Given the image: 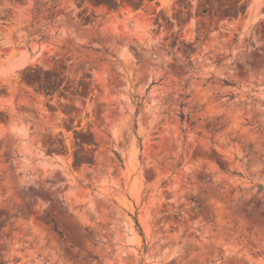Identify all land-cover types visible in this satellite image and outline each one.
<instances>
[{"label": "rangeland", "instance_id": "obj_1", "mask_svg": "<svg viewBox=\"0 0 264 264\" xmlns=\"http://www.w3.org/2000/svg\"><path fill=\"white\" fill-rule=\"evenodd\" d=\"M0 264H264V0H0Z\"/></svg>", "mask_w": 264, "mask_h": 264}, {"label": "trees", "instance_id": "obj_2", "mask_svg": "<svg viewBox=\"0 0 264 264\" xmlns=\"http://www.w3.org/2000/svg\"><path fill=\"white\" fill-rule=\"evenodd\" d=\"M110 7V6H109ZM180 117H181V119L183 120L186 116H185V114L184 113H181L180 114ZM117 154V153H116ZM118 155V154H117ZM118 157H119V155H118ZM135 218V224H136V227H137V229H138V231L140 232V234L141 235H143V229H142V226L140 225V223H139V220H138V218L135 216L134 217ZM57 230V229H56ZM61 235H62V233L60 232V231H58Z\"/></svg>", "mask_w": 264, "mask_h": 264}]
</instances>
